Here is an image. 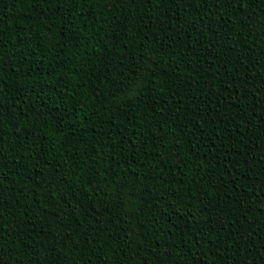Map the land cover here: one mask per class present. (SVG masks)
<instances>
[{
	"label": "trees",
	"instance_id": "16d2710c",
	"mask_svg": "<svg viewBox=\"0 0 264 264\" xmlns=\"http://www.w3.org/2000/svg\"><path fill=\"white\" fill-rule=\"evenodd\" d=\"M0 264H264V0H0Z\"/></svg>",
	"mask_w": 264,
	"mask_h": 264
}]
</instances>
